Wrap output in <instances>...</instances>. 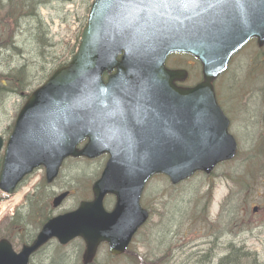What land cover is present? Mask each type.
Returning a JSON list of instances; mask_svg holds the SVG:
<instances>
[{"label": "rangeland", "instance_id": "1", "mask_svg": "<svg viewBox=\"0 0 264 264\" xmlns=\"http://www.w3.org/2000/svg\"><path fill=\"white\" fill-rule=\"evenodd\" d=\"M36 4H40L44 16L43 23L47 24L49 29H43L39 18L23 20L19 28L31 31L40 55L47 60L46 65L36 63L32 68L31 62L39 59L28 62V55L17 60L18 51L14 45H19L18 37L13 38L9 32V15L2 14V21L0 20V69L4 71L25 68L22 65L29 64L32 76L31 85L25 88L26 91L36 88L51 74L50 72L53 73L61 64H66L72 53L75 54L91 7L90 0H72L68 3H64V0H31L32 7L25 9L33 10L37 8ZM44 31L48 32V35L43 41ZM50 39L51 43L57 42V46L49 56L48 48L44 47ZM248 51L250 50H244L243 54L235 59L228 74L220 79V92L217 93L219 105L226 109L232 119V133L239 142V157L232 163L220 166L211 178L197 175L179 186H171L169 179L163 176L155 177L147 186L142 202L144 208L150 212L151 219L136 237L133 251L127 258L111 259L107 247H102L95 264H139L140 259H144L146 263L150 260L155 264H163L166 258V264H201L200 257L207 254L208 244L212 241L210 239L218 240L217 255L212 264H217L232 242L256 251L264 262V158L261 157L264 154V138L261 140L264 135V71L255 77H244L248 70L260 66L259 60L255 59L257 52H251L246 57ZM171 62L169 66H177L174 60ZM235 74L242 79L238 81L233 78ZM22 81V75H0V90L6 87L8 91L21 93L15 90V84H22ZM8 91L0 93V137L3 138L25 100V97L11 95ZM103 162L99 159L95 165L92 163L96 171L94 167L89 168L70 160L64 164L58 180L50 187H47L42 181L43 175H40L37 185L43 186H40L37 197L38 201H41L47 196L46 202L50 201L47 208L49 217L74 210L82 199L91 195L93 182L99 177ZM254 166L259 167L253 170ZM82 167H86L88 172L81 169ZM32 178H28L22 187L29 188L31 183L35 182V179L31 181ZM83 178L90 181L83 180L79 187ZM37 185L32 189L35 190ZM64 191L73 194L61 208L54 209L53 198ZM229 196L233 197V203L229 209H224V201ZM6 199L4 204L8 214L6 220L0 222V238L10 239L16 251H20L22 245L30 243L39 232L45 219L40 217L36 210L31 214L32 207L29 211L27 203L17 209L21 216L17 214L13 218L12 213L15 212L11 208L14 201L8 202ZM252 206L260 207V212L252 214ZM2 209L3 206H0V214ZM82 253L80 242L65 248L52 242L33 257L31 263L80 264Z\"/></svg>", "mask_w": 264, "mask_h": 264}, {"label": "water", "instance_id": "2", "mask_svg": "<svg viewBox=\"0 0 264 264\" xmlns=\"http://www.w3.org/2000/svg\"><path fill=\"white\" fill-rule=\"evenodd\" d=\"M99 1L91 12L90 25L84 31L79 54L70 67L63 68L55 73L51 80L33 95L18 118L11 143L17 144L20 142V134L37 105L49 106L67 90L69 87L68 81L77 80V77L83 76L87 72H95L94 51L96 39L93 26L97 25H102L107 29L108 34L103 36V50L109 60L104 61V65L100 67L95 75L96 81H89L88 87L91 94H104L108 91L104 88L100 75L104 69L116 66L114 62L116 54L114 52L130 41L129 36H131V33L123 28H116L109 22L98 18L96 11ZM257 37L260 38V43L263 44L264 32ZM244 38L242 37L237 42ZM145 51L143 60L148 63L147 76L150 77L153 72L156 73L154 80L157 84V92L154 96L147 94L134 108L140 113H144L142 115H145L154 107H158L163 115H174L178 110L176 107L178 102L175 100L186 99V101L179 102V104L183 103L185 106L183 112L188 109L191 114L189 104H195L198 107L197 112L201 109L208 115V123L202 124L201 136L199 137L200 128L196 125V117L191 114L186 120L181 118L176 122L173 128L170 129L172 134L160 131L158 132L160 142L157 141L155 145L149 147L150 149L143 148L142 160L150 164V166H147L148 173L138 174L130 179H123L122 177L119 179L112 171L114 163H109L102 180L97 183L96 187L100 188L105 181H108V184L104 190L96 192L94 203H84L78 212L51 220L45 225L34 244L30 247H24L20 255L14 254L9 243L1 241L0 264H28L30 256L54 235L64 242L78 234L84 235L89 244L87 253L84 256L85 263L91 260L98 244L102 241H107L110 244L113 255H120L126 250L136 229L147 219L146 213L140 211L138 201L146 180L153 173L166 174L173 184H177L191 177L197 171L210 174L217 164L230 160L236 155L237 144L228 134L229 123L217 106L211 86L212 80L225 68L227 60L225 62L214 60L203 63V83L192 90L183 91L178 90L173 84L176 74L166 71L162 63L158 68L155 67L152 64L151 49ZM130 107L129 102L125 103L124 108ZM86 151L90 153L89 147ZM97 154L98 152L91 153L90 156H96ZM69 155H76L74 147L58 158L53 159L49 156L36 155L34 161L37 165L43 164L47 167L48 181L51 182L56 177L62 160ZM20 169L22 171L18 173ZM27 172V167L24 168L19 164L16 176L6 180L4 176L5 169H3L0 188L3 191L12 192L15 184ZM8 185L10 187L6 188L5 186ZM107 193H114L119 200L118 211L121 212L117 216L115 214L118 211L113 214H105L101 210L102 198ZM65 196L56 199L55 206L60 204ZM120 220L122 221L118 223L117 221Z\"/></svg>", "mask_w": 264, "mask_h": 264}, {"label": "trees", "instance_id": "3", "mask_svg": "<svg viewBox=\"0 0 264 264\" xmlns=\"http://www.w3.org/2000/svg\"><path fill=\"white\" fill-rule=\"evenodd\" d=\"M233 203V197L229 196L225 203V208L229 207L230 204ZM229 251L228 254L222 258L219 262V264H258V255L255 253H252L248 250H246L244 247L238 248L235 245H231L228 247ZM210 256L208 257V262L211 260V253H209ZM142 264H145L144 261H142ZM149 264H155L153 262H149Z\"/></svg>", "mask_w": 264, "mask_h": 264}, {"label": "bare ground", "instance_id": "4", "mask_svg": "<svg viewBox=\"0 0 264 264\" xmlns=\"http://www.w3.org/2000/svg\"><path fill=\"white\" fill-rule=\"evenodd\" d=\"M185 61H187V63H189V65L190 66H194V63L191 61V60H185ZM197 79V74H196V72H194L193 73V76H192V78H191V82L193 83L195 80ZM84 165H86V164H84ZM87 166V165H86ZM87 167H89V168H93L92 166H87ZM95 170V169H94ZM92 172V171H91ZM27 190L28 189H25L24 191H23V193L22 194H24V193H26L27 192ZM21 199H22V195H18L17 197H15V201L17 202V203H20L21 202Z\"/></svg>", "mask_w": 264, "mask_h": 264}, {"label": "snow or ice", "instance_id": "5", "mask_svg": "<svg viewBox=\"0 0 264 264\" xmlns=\"http://www.w3.org/2000/svg\"><path fill=\"white\" fill-rule=\"evenodd\" d=\"M164 2H167V0H164Z\"/></svg>", "mask_w": 264, "mask_h": 264}]
</instances>
